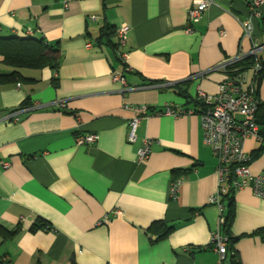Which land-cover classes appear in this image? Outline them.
<instances>
[{"label":"crops","instance_id":"obj_1","mask_svg":"<svg viewBox=\"0 0 264 264\" xmlns=\"http://www.w3.org/2000/svg\"><path fill=\"white\" fill-rule=\"evenodd\" d=\"M246 1L215 0L188 32L195 0H0V39L42 40L60 50L57 69H15L0 56V75L30 79L0 83V227L21 229L0 241V257L10 264H217L212 234L221 211L210 204L217 160L200 115L139 114L135 142L128 123L133 107L195 110L199 90L218 93L228 74L214 69L252 47L242 39ZM260 14L255 38L264 44V4ZM123 25L130 27L128 68L117 55ZM115 72L125 84L113 80ZM243 74L252 80V69ZM255 85L264 104V76ZM87 134L98 141L78 146ZM146 138L154 140L152 155L140 163ZM245 151L251 172L263 173L264 145L248 139ZM234 203L239 264H264V199L246 188ZM39 218L50 228L32 233ZM156 222L175 229L152 243Z\"/></svg>","mask_w":264,"mask_h":264},{"label":"built area","instance_id":"obj_2","mask_svg":"<svg viewBox=\"0 0 264 264\" xmlns=\"http://www.w3.org/2000/svg\"><path fill=\"white\" fill-rule=\"evenodd\" d=\"M249 16L241 21L242 39L251 42L252 47L249 53H241L238 57L226 59L218 65L214 71H222L228 74L219 87L218 93L209 95L201 90L197 94V107L195 110H186L180 107L166 106L160 111H150L149 107H133L136 113L133 119L128 123L130 133L129 141H136V132L141 117L139 114L166 115L177 117L185 113H198L201 117V124L204 133V142L209 146L217 160L216 173L218 176V190L211 197L210 204L217 206L221 211L219 219V228L212 234L213 250L218 256L217 264H225L228 260V241L221 227L225 223L223 216L224 205L223 197L230 191L235 193L246 188H251L253 193L264 199V172L255 175L250 170L251 157L245 151V143L248 139H254L258 143L264 145V136L260 133V125L258 123V112L261 100L256 94V79L263 70L264 65L260 62L252 67L253 78L250 82L246 76L242 74H231L230 66L239 61L250 57L259 56L264 53V44L259 43L255 38V19L260 18V7L264 4V0H247ZM215 5V0H195L193 7L188 13V32H193L195 24L199 23L204 14ZM92 21H97V17H92ZM130 27L123 25L117 29L118 47L117 55L121 63L126 67L129 53L124 50L128 41V33ZM224 34V31H221ZM88 48L92 44L87 45ZM113 80L125 84L122 72H115ZM127 109L131 107L126 106ZM151 112V113H150ZM99 136L97 134L79 135L76 138L78 146L89 145L97 142ZM154 140L146 138L143 140L142 146L138 151V161L144 163L149 160L152 155V146ZM5 169L9 168V164L5 163ZM181 180H175L171 184L170 195L173 198L178 197ZM119 211H114L117 215ZM109 216L104 217L97 223L101 226L109 221Z\"/></svg>","mask_w":264,"mask_h":264},{"label":"trees","instance_id":"obj_3","mask_svg":"<svg viewBox=\"0 0 264 264\" xmlns=\"http://www.w3.org/2000/svg\"><path fill=\"white\" fill-rule=\"evenodd\" d=\"M111 31V30H109ZM0 56L3 57V62L8 66L15 69H33L42 70L45 68L57 69L60 63V50L56 47L45 44L42 40L36 39H20V38H8L0 39ZM260 62L264 65V56H250L238 63L230 66L229 72L231 74H242L247 69L254 67L256 63ZM264 76L263 70L259 73L256 81L260 83ZM30 81V79L24 78L18 71H14L9 75H0V83L7 82H21ZM257 94V92H256ZM184 95V94H182ZM185 96V95H184ZM198 103V102H197ZM198 105V104H197ZM258 123L260 125L261 134L264 136V104H260L259 112L257 115ZM235 192L230 191L223 197V204L228 202L226 211L224 209L223 216L225 223L221 227L222 233L229 238L228 241V259L230 264L240 263L239 255L235 249L237 238H233L231 235V228L235 218ZM50 225L44 220L39 218L36 224L31 228L32 233H36L39 230H49ZM174 227L166 224L165 222L154 223L149 231L156 236L152 243L162 241L174 231ZM21 232L20 227L15 230H8L4 227H0V241L1 244L14 240ZM0 264H10L6 256L0 257ZM70 264H77L75 260H72Z\"/></svg>","mask_w":264,"mask_h":264}]
</instances>
